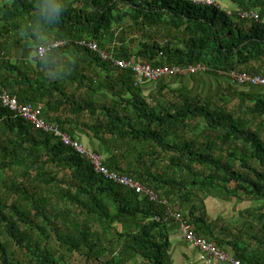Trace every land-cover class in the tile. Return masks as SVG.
Masks as SVG:
<instances>
[{
    "label": "trees",
    "instance_id": "16d2710c",
    "mask_svg": "<svg viewBox=\"0 0 264 264\" xmlns=\"http://www.w3.org/2000/svg\"><path fill=\"white\" fill-rule=\"evenodd\" d=\"M229 1L236 11L188 0H66L64 10L50 25L46 42L65 44L38 60L44 62L66 51L82 54L110 82L120 85L119 89L106 86L111 101L103 109L104 123L97 127L103 133L99 141L109 152L104 164L151 189L157 200L106 181L51 134L35 129L0 106V168L11 172L8 190L13 195L9 201L0 195V264H21L2 242L3 234L21 254L28 252L38 264H63L61 257L56 258L47 247L41 248L51 232L57 245L66 252L78 253L87 264H173L170 238L178 225L167 210L180 213L177 209L182 210L184 204L188 207L181 215L195 235L224 250L235 244L218 238V220L208 221L204 203L194 200L197 194L203 195L202 200L223 197L261 202L240 215L245 214L244 220L255 222L257 231L264 232V99L249 92L254 87L235 91L234 86L212 101L194 97L187 89L170 90L175 94L174 102L154 107L142 94V88L150 83L135 86L130 69L111 67L76 43L91 40L115 58L142 61L153 67L201 64L212 76L236 71L264 77V0ZM38 3L0 0V34L6 33L8 40L15 36L29 39L30 47L36 50L39 42L30 29L39 15ZM244 12L257 13L258 20L242 18ZM158 26L174 33L170 40L161 43L146 38L149 33L142 34ZM130 35H136L135 40H129ZM2 48L0 45V52ZM0 70V90L15 95L20 103H38L45 90L33 83L32 75L4 56L0 58ZM235 96L236 108L226 109ZM102 108L90 102L77 110L94 114ZM56 123L65 131L60 121ZM181 129L196 132L205 148L201 149L197 137L181 134ZM185 138H189L188 144ZM140 143L159 148L167 157L166 169L172 176L188 171L190 181L154 174L152 164L157 156L147 148L133 161L129 159L127 155H133ZM212 152L220 155L215 157ZM59 172H67L68 179H61ZM63 201L76 216L84 218L82 223L69 225L63 221L57 225L58 215L47 214L48 206L54 212ZM48 228L50 233L46 232ZM71 228L75 233L70 234ZM180 241L191 247L185 239ZM243 249L233 257L243 264H264V257Z\"/></svg>",
    "mask_w": 264,
    "mask_h": 264
},
{
    "label": "rangeland",
    "instance_id": "374dc122",
    "mask_svg": "<svg viewBox=\"0 0 264 264\" xmlns=\"http://www.w3.org/2000/svg\"><path fill=\"white\" fill-rule=\"evenodd\" d=\"M36 2L38 3V0H36ZM216 3H218L217 5H219V7L223 10H226L227 12H234L236 11V7H234V5H232L230 3L229 0H216ZM263 23H264V18H263ZM245 29L248 27V25L250 24V22H246L245 23ZM162 26H158V27H151L150 29L144 31L142 34L146 35L147 33H149L148 35H146V38H150L152 37L153 39H157L159 42H165L170 40V38L172 37V35L174 34L173 32H171L169 29H164ZM137 35V34H136ZM136 35L129 36V40H135ZM25 40V39H23ZM29 40V39H28ZM29 42V41H28ZM29 44V43H28ZM79 56V55H78ZM82 64H78V72L81 73L82 71ZM97 72H101L103 73L99 68H97L94 65L93 68V75L92 77L89 76H84L85 78L83 79V82L85 80L88 86H91L93 89H96L98 84H103L105 87L108 86L109 89H119L118 87L120 86L119 84H115L113 81H109V79L106 78L105 73L102 74H97ZM207 74V73H206ZM82 74L79 75V79L78 81L82 80L81 77ZM96 75H98V77H96ZM211 76V77H210ZM206 76V79L204 77H202L197 83L198 85L196 86L195 84L194 87L191 88V92L193 94H195L194 97H200L202 96V98L207 99V100H214L218 97V95H221V93L226 94L225 92H227V85H222L220 84L219 80L215 77L217 76ZM87 79V80H86ZM170 79V80H169ZM180 80L181 79H174L173 78H164L162 79L159 83H157V85H146L142 88V94L146 97V100L149 104L151 105H155L154 107H157V105H162V106H167L170 103L174 102V93L172 94V92H170V90H181V88L183 87L180 84ZM191 80V78H190ZM77 81V82H78ZM84 82V83H85ZM80 83V82H78ZM201 83V84H199ZM86 85V84H85ZM205 86L204 89H202V87ZM234 86V85H233ZM230 86V87H233ZM165 87V88H164ZM220 87V88H219ZM170 88V89H169ZM219 90V94L216 96V93ZM239 88H243V87H234L235 91H240L241 89ZM169 90V91H168ZM237 96H235L234 98H232L231 103L226 107V109H235L236 108V104L238 103V100L236 99ZM110 99V98H109ZM111 101V99H110ZM50 123V122H49ZM186 129H189V127H187ZM93 132H95V134L97 135V140H99V138L102 136V131L99 129H91ZM196 130V129H195ZM183 129H181L180 133L182 134ZM185 135L191 136V137H197V133L194 131H186ZM106 137L109 136V134H105ZM261 137L264 138V133H261ZM197 140L199 142V145L201 147V149L205 148L204 146H202V142L203 140L201 138L197 137ZM80 141V140H79ZM184 141L187 142L189 138H185ZM101 142V141H99ZM191 143V142H190ZM85 145V144H84ZM148 145V143H140L139 145H137L136 147V151L134 150L133 155H127V157L131 158L132 161L134 159V157H137V153L142 151L144 148H147L149 151H152L155 153L156 157V162H154L152 165V172L154 174H163L166 177L172 176V173L170 170L166 169V165H168L167 162V157L164 155L162 156L159 152V148H157L156 146L154 147V145L152 146ZM212 155L215 157H218L220 154L217 152H212ZM129 158V159H130ZM128 159V160H129ZM151 159V157H150ZM134 165V162H132ZM149 164V163H148ZM197 167H200L197 165ZM53 173H55V171L53 170ZM11 174L10 171H6V169L0 168V195L1 196H6V201L10 200L13 195L10 194L9 189V175ZM174 175L177 176L178 179H185L190 181V175L188 171H184V172H177L175 174H173L172 177H174ZM58 176L61 179H68L67 177V172H59ZM171 177V178H172ZM40 185V183H39ZM42 186V185H41ZM40 186V187H41ZM67 187V186H66ZM65 187V188H66ZM202 194H197V196L194 198L195 202L198 204H201L202 202L205 205V211H206V215H207V219L209 220H218L216 222V225H218L215 228L216 233L218 234V238L223 239L225 241L229 240V241H233L236 239H244L245 242L247 241V236L249 233V250L245 247V249L249 252V254H254L256 256H260V257H264V232L263 231H257V224L255 222H252L251 220L248 221L247 218L245 219V214H243L242 216L240 215V212L244 211V209H250L251 207H257L259 205H261V202H253L251 200H244V201H240L237 202L235 201V199H224L223 197L219 198H211L208 197L204 200H202ZM262 203H264L262 201ZM56 204V198L53 199L52 201V205ZM188 207L187 204L183 205V209L182 210H186ZM177 209V208H176ZM48 210V215L49 216H55L58 215V218H56L55 223L57 225H60L63 221L67 222V224H72V223H82L83 221V217L82 216H76L75 213L76 211L72 208V207H68L65 205L64 201L63 202H58V207L57 209L52 212L51 208L46 209V211ZM180 211V213L182 212V210L177 209ZM182 214V213H181ZM77 224V225H78ZM250 225H253L254 228H252ZM250 227V228H249ZM118 230H120V227L118 228ZM47 233H50L49 228L46 229ZM243 232L245 233V235L243 234ZM75 233V230H73L71 228V232L70 234ZM34 236L35 234L32 233ZM52 232L49 235V240L47 241H42L41 242V248L42 247H47V249L49 250V252L51 254H55L56 258H62L63 260V264H87V261L85 258L80 257L78 255V253H69L66 252L65 248H62L61 246L57 245V243H55V241L52 238ZM251 236H253L254 240H252ZM256 238H255V237ZM35 239H37L36 237H34ZM1 240L2 242L7 246V248L9 250L12 251V253L14 254V258L18 259V261L21 262V264H24L26 262H30L31 264H38L36 258L33 259L31 257V255L26 252L25 254H21V252H19L18 248H16L14 242L7 238L6 235H2L1 236ZM228 247V246H225ZM187 248V247H186ZM262 249V251H260ZM191 249H186L184 252V256L186 257V262H188L189 264H199L195 259L196 258H192L193 255V249L190 251ZM190 251V252H189ZM181 252L179 253L180 256ZM177 256L176 252H171L170 253V257H172V261L174 262V264H185V262H183V260H179V259H175ZM41 259V258H40ZM140 261H137L135 264H139ZM218 264V262L216 263ZM225 264V263H224Z\"/></svg>",
    "mask_w": 264,
    "mask_h": 264
},
{
    "label": "crops",
    "instance_id": "0c3cea01",
    "mask_svg": "<svg viewBox=\"0 0 264 264\" xmlns=\"http://www.w3.org/2000/svg\"><path fill=\"white\" fill-rule=\"evenodd\" d=\"M13 34H11V37L15 36ZM7 37L6 33L0 34V45L3 47L0 54L4 56V59H9L13 64L22 70H26L29 75H32L31 77L33 78V83L37 84L36 86L41 85L42 89L45 90L39 95V101L35 104L42 108L44 120L54 124H57L56 122L60 121L61 127L66 131V133L73 135L75 139L78 141L80 140V142L85 144L87 148L103 155L104 158L109 157L107 147L102 145L99 140H97V135L91 129H98V125L104 123L103 109L110 104L111 95L106 85L105 87H101L103 84H98L97 88L94 90L91 86L87 85L89 83H86L85 80V83L81 82L83 81L84 76L92 77L94 64L82 54H76L68 51L65 53L64 51L61 52L64 54L55 53L48 57L44 62H40L35 55V50L28 44V40L20 39L19 36H15L16 39L12 38L11 40H8ZM12 43L16 44L13 45ZM4 48H6V50ZM78 64L83 65L81 73L78 72ZM80 74H82V80L78 83ZM97 74L103 75L101 72H97ZM0 75L3 76L2 73H0ZM206 76L210 75L206 73H197L189 76L174 77V79H181L180 84L183 86L181 90L187 89L191 91V88L194 87L193 84L197 86V82L202 77L206 79ZM96 77H98V75H96ZM215 78H217L220 84L224 86L227 85L228 87L230 85V81L225 77ZM204 88L205 86L202 87V89ZM219 88L216 96L219 94ZM228 88L231 87L229 86ZM248 90L249 92L260 94L261 98L264 99V88L254 87L249 88ZM192 95L195 96L193 93ZM90 102L102 105L103 108L97 110L94 114L86 110H77L79 105L86 106V104ZM170 239L173 243L171 252L177 253L175 259L183 260L185 264H189L186 262L187 256H184V252H186V249L189 248L192 250V248L184 245V243L180 241V237L176 229H173ZM234 243L235 244L233 245L225 247V250L231 256H234L238 250L239 252L243 251V248L245 247L249 250L248 238L246 242L242 238L234 240ZM192 251V258H196L195 260L198 262L197 252L195 250ZM260 251H262V249ZM180 252L181 254L179 256ZM218 264L224 263L218 262Z\"/></svg>",
    "mask_w": 264,
    "mask_h": 264
},
{
    "label": "built area",
    "instance_id": "2783aa9c",
    "mask_svg": "<svg viewBox=\"0 0 264 264\" xmlns=\"http://www.w3.org/2000/svg\"><path fill=\"white\" fill-rule=\"evenodd\" d=\"M196 5L205 6H216V0H188ZM242 18H249L258 20V15L253 12L241 13ZM79 46L87 49L88 51L94 53L102 62L109 64L111 67H118L121 69H130L133 77V84L135 86H143L147 83H156L160 81L163 77H175V76H185L194 75L200 72H205L206 68L201 64H196L194 66H189L186 68L180 67H169V66H158L153 67L146 62L135 61V60H124L120 58H115L109 54L106 50H102L96 42L91 40L82 39L76 42ZM64 42H54L45 45L44 49L35 50L36 57L43 58L47 52L52 49H56L64 46ZM43 51L44 54L41 55L40 52ZM1 57V55H0ZM219 75L225 76L232 84L235 85H247L253 87H264V77L258 75H249L244 73H238L230 71L227 73H219ZM0 106L7 109L10 112L15 113L21 117L24 121L28 122L35 129L41 130L44 133L51 134L52 137L60 142L63 146L74 151L78 156L84 158L93 171L101 176L106 181L113 184L123 186L129 190L134 191L137 194H143L149 198V200H157V196L153 191L147 187L141 185L139 182L135 181L131 177L125 174H119L113 170H109L105 164L103 157L88 148H86L82 143L73 140L66 132L61 130V128L53 123H48L43 118V110L39 105H34L31 103H20L15 95L10 94L6 90H0ZM169 218H173L178 225L179 233L187 243L197 250L198 261L202 264H214L219 263H230V264H243L240 260L233 259L228 255L227 252L218 249L214 244L207 241L204 237L195 235L192 228L187 224V222L182 219L180 214L170 213L167 210Z\"/></svg>",
    "mask_w": 264,
    "mask_h": 264
},
{
    "label": "clouds",
    "instance_id": "9594fccd",
    "mask_svg": "<svg viewBox=\"0 0 264 264\" xmlns=\"http://www.w3.org/2000/svg\"><path fill=\"white\" fill-rule=\"evenodd\" d=\"M66 3V0H40V2L38 3L37 7L39 9V15H38V18L34 20L32 26H31V34L32 36L39 42L38 43V50H41V49H44L45 48V45H46V42L48 41L49 39V35H50V25L55 21V19L61 14V12L64 10V4ZM218 4V3H217ZM216 6H219V5H216ZM255 13V12H253ZM257 14V13H256ZM50 47V45H48ZM41 55L44 54L43 51L40 52ZM1 55V54H0ZM2 58V55L1 57ZM236 72V71H234ZM200 73H207L206 71L205 72H200ZM238 73H241V72H238ZM246 74V73H244ZM250 75V74H249ZM185 76H189V75H185ZM175 77H183V76H175ZM217 77H225V76H222V75H217ZM164 78H172V77H163L162 79ZM161 79V80H162ZM227 79V78H226ZM160 80V81H161ZM158 81V82H160ZM157 83V82H156ZM156 83H150L151 84H156ZM157 85V84H156ZM237 86V87H244V86H247V85H235V84H232V82L230 81V86ZM233 86V87H234ZM32 104V103H31ZM35 105V104H34ZM44 118V117H43ZM49 123V122H48ZM54 124V123H53ZM57 125V124H56ZM60 127V126H59ZM65 132V131H64ZM68 134V133H67ZM69 135V134H68ZM71 137V136H70ZM72 138V137H71ZM73 140H76L78 141L77 139H74L72 138ZM58 142V141H57ZM80 142V141H78ZM60 143V142H59ZM81 143V142H80ZM84 145V144H83ZM85 146V145H84ZM86 147V146H85ZM87 148V147H86ZM89 149V148H88ZM91 150V149H89ZM93 151V150H91ZM95 152V151H93ZM97 153V152H96ZM99 154V153H98ZM101 155V154H100ZM103 157V155H101ZM105 159L103 157V160L105 162ZM116 172V171H115ZM119 174H123V173H119ZM126 175V174H125ZM129 176V175H127ZM130 177V176H129ZM132 178V177H131ZM133 179V178H132ZM149 189V188H148ZM151 190V189H150ZM152 191V190H151ZM155 194V193H154ZM156 195V194H155ZM157 196V195H156ZM163 203H166V201H164ZM169 211V210H168ZM173 213V212H171ZM174 214H177V213H174ZM181 215V213H178ZM182 219L183 216L181 215ZM185 220V219H184ZM188 224V223H187ZM189 225V224H188ZM190 226V225H189ZM191 227V226H190ZM177 228V232H178V235L180 238L181 235L179 233V228ZM198 236V235H197ZM200 237H203V236H200ZM211 242V241H209ZM212 243V242H211ZM214 244V243H212ZM215 245V244H214ZM216 246V245H215ZM217 247V246H216ZM193 248V247H191ZM218 249L220 250H223L225 252H227L226 250L224 249H221L219 247H217ZM228 253V252H227ZM228 255L230 257H232L233 259H235L233 256H231L229 253ZM197 260H198V254H197ZM236 260H239V259H236ZM199 262V261H198ZM200 263V262H199ZM217 263V262H216ZM229 263V262H228ZM202 264V263H200ZM215 264V263H214Z\"/></svg>",
    "mask_w": 264,
    "mask_h": 264
}]
</instances>
